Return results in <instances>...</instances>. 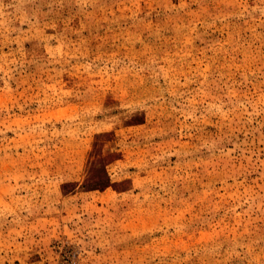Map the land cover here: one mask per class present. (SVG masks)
<instances>
[{"label": "rangeland", "instance_id": "374dc122", "mask_svg": "<svg viewBox=\"0 0 264 264\" xmlns=\"http://www.w3.org/2000/svg\"><path fill=\"white\" fill-rule=\"evenodd\" d=\"M0 264H264V0H0Z\"/></svg>", "mask_w": 264, "mask_h": 264}]
</instances>
